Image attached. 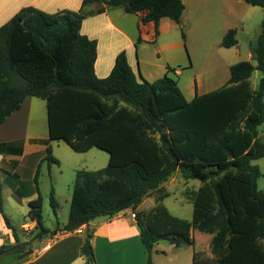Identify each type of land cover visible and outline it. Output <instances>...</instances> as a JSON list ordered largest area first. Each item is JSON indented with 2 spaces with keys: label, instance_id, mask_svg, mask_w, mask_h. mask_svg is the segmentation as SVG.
<instances>
[{
  "label": "trees",
  "instance_id": "16d2710c",
  "mask_svg": "<svg viewBox=\"0 0 264 264\" xmlns=\"http://www.w3.org/2000/svg\"><path fill=\"white\" fill-rule=\"evenodd\" d=\"M244 1L264 8V0ZM97 3L103 6L87 10ZM119 7L143 14L142 24H154L155 38L163 18L179 24L185 11L182 0H83L79 11L47 14L24 8L0 27V124L26 99L39 98L46 101L49 126L42 161L60 164L52 141H64L78 153L98 148L109 154L106 167L76 172L69 221L63 227H45L40 194L29 202L27 218L38 233L25 242L5 213L0 180V214L16 241L0 246V259H27L36 241L131 210L148 252L147 264H154L151 254L161 241L176 247L194 244L193 230L213 236L212 253L221 264H264V191L258 188L262 171L254 163L264 158L259 137L264 122V22L254 48L257 64L232 65L225 86L189 101L169 74L154 83L139 80L124 52L107 78L96 75L98 43L81 33L83 20ZM182 39L186 47L184 31ZM237 44L236 30H230L222 46ZM257 70L262 77L254 89L250 79ZM23 153V141L0 143L2 155ZM12 164L17 167L18 162ZM179 171L186 180L202 184L188 193L191 221L174 216L164 204L170 194L163 185ZM154 192L160 193L154 208L139 212ZM16 194L23 197L18 190ZM50 205L57 218L54 188ZM92 238L88 230L81 248L84 264L96 263Z\"/></svg>",
  "mask_w": 264,
  "mask_h": 264
},
{
  "label": "crops",
  "instance_id": "0c3cea01",
  "mask_svg": "<svg viewBox=\"0 0 264 264\" xmlns=\"http://www.w3.org/2000/svg\"><path fill=\"white\" fill-rule=\"evenodd\" d=\"M182 1L185 5V11L181 22L178 24L169 18H163L160 21V34L157 38H155V26L153 23L142 24L143 14H128L121 7L106 9L101 14L86 17L82 23L81 33L90 39L96 40L98 43V57L95 62L96 75L99 78H107L115 66L117 57L124 52L127 55L130 67L139 80L143 78L150 83H154L166 74L170 76L171 73H174L176 76H182L185 71H181V69L189 70L192 65L186 52L183 50L184 53H180V49L184 48V42L177 41V34H180V31H184L187 42L191 31H202L214 39V44H216L217 50L221 53L222 67L227 70V75L216 74L210 76L207 73H194L189 94L191 96L190 100L197 94L204 95L225 86L230 78L231 66L237 63L235 60L241 58V51L238 49L240 45L239 34L249 29L255 14L260 9L264 10V8L251 6L244 0ZM82 3L83 0H0V27L7 24L24 8L32 7L47 14H55L63 11H79ZM87 10H90V8H87ZM262 23L259 25L260 29L255 41L250 45L249 58L252 61L255 60L254 48L261 34ZM233 29L236 30L238 44L231 48H224L222 46L223 38ZM140 38L142 41L138 43ZM252 64L256 65L257 63ZM168 68L173 71L168 72ZM33 98L26 99L19 111L13 113L6 122L0 124V143L24 142V154L20 157L0 154L1 168L5 164L9 166L13 161H17V166L19 167L28 156L37 155L38 152L34 148L29 151L31 145L39 147L41 152L46 154V145L42 141L48 140L49 136L34 135V126L31 119L34 106ZM259 137L264 142V122L259 127ZM31 141L35 143L32 144ZM92 150L93 148L90 151ZM43 159L44 156L40 161ZM105 162H109V157L107 160L105 159ZM256 163L262 171V177L258 180V188L264 191V158L257 160ZM17 171L15 172L17 173ZM177 176L178 174L176 173L172 180H178ZM181 177H183L182 174ZM184 181V193L186 194L189 192L190 182L185 178ZM163 186L170 194L169 182L167 181ZM15 189H13L12 197L22 204L38 198V193H34L30 197H19ZM166 200L167 198L164 200V204ZM68 202L71 207L72 196ZM147 203L148 206L146 207ZM155 205L156 195H150L144 199L138 211L149 212ZM165 206L168 208L166 204ZM169 211L172 213L171 210ZM131 214V210H126L113 217H99L75 232L57 234L41 241H36L33 244V254L29 258L20 260L15 255L5 256L0 259V264H84L86 258L82 256L81 248L86 240L88 230L93 232L92 245L95 264H147L148 252L141 239V229L136 218H132ZM172 214L191 221L193 206L191 218L181 217L175 213ZM25 219H28L27 216H25ZM68 221L64 219L62 224L58 222V225L63 227ZM28 225L35 236L38 233L36 223L30 221ZM15 227L18 230H24V223H22L20 229L17 226ZM198 233L201 232L192 231L194 239V244L192 245L186 244L176 247L166 241L157 243L151 254L153 263L221 264L215 260L212 253L213 236L202 233L207 236L205 239L201 237L202 239L199 240L197 237ZM33 237L30 233L20 235V239L23 242L29 241ZM15 244L16 241L12 230L6 226L3 216L0 214V246H13Z\"/></svg>",
  "mask_w": 264,
  "mask_h": 264
},
{
  "label": "rangeland",
  "instance_id": "374dc122",
  "mask_svg": "<svg viewBox=\"0 0 264 264\" xmlns=\"http://www.w3.org/2000/svg\"><path fill=\"white\" fill-rule=\"evenodd\" d=\"M94 6V7H93ZM90 6L89 11H97L103 5L97 3ZM264 21V10L260 9L254 16V20L249 25V29L239 34L238 40L240 45L238 49L241 51V58H238L237 63L241 61H249L256 64V60L252 61L249 58L250 45L259 32V25ZM177 41L181 42L182 32L177 34ZM184 42V41H183ZM213 42V43H212ZM214 39L204 32L191 31L189 38L184 45L183 49H180V53L183 54L184 51L187 54L188 59L192 65L189 70L181 69L185 71L182 76H176L171 73L170 76L178 81V85L182 90L186 99L190 100V91L192 88V75L207 73L210 76L216 74H221L222 76L227 75V70L223 69V64H221L220 52L214 44ZM184 50V51H183ZM179 53V54H180ZM178 68V67H177ZM262 77L260 71H255L250 83L253 88H256ZM34 106L31 113L32 124L34 126V135L36 136H49V126H48V112L46 102L39 98H33ZM34 144V141H31ZM38 143V142H37ZM51 147L53 150V155L60 160V165L51 164L48 162H41L40 159L45 157V152H41L39 147L30 146L29 151L34 150L38 152L37 155L28 156L24 162L17 168L14 164L10 163L9 166L5 164L3 166V171L0 173V180L3 185L4 191V210L8 217L12 220L13 224L19 229L22 223H24V230H18L19 235L28 234L33 237L34 233L30 229L28 223L29 219H25L29 209L28 204H22L12 197L13 189L20 191L23 197H30L34 193H38L43 199V217L44 224L46 228L54 230L58 222L62 224L64 219L68 221L70 201L73 191V185L76 180L77 170H99L107 166L108 162L105 159L109 157V154L98 148H93L92 151L86 153H78L74 151L66 142L64 141H52ZM24 154V153H23ZM39 162V164H37ZM255 164L256 161H255ZM16 170L17 173L15 172ZM38 173V183H35V175ZM16 173V174H15ZM178 180H172L170 178L169 191L170 196L166 200V205L172 213L178 214L181 217L191 218L192 215V200L188 193L197 191L201 182L199 180H189V192L184 193V178L181 177V172H177ZM52 188H54L56 199L59 203V215L56 216L53 213L52 207L50 205V195ZM165 190H167L164 187ZM158 196L159 192H154L151 195ZM12 197V198H11ZM148 206V203L146 207ZM27 230V231H26ZM198 239L206 238L207 235L198 233ZM205 237H203V236ZM202 237V238H201Z\"/></svg>",
  "mask_w": 264,
  "mask_h": 264
},
{
  "label": "built area",
  "instance_id": "2783aa9c",
  "mask_svg": "<svg viewBox=\"0 0 264 264\" xmlns=\"http://www.w3.org/2000/svg\"><path fill=\"white\" fill-rule=\"evenodd\" d=\"M131 217L136 218V212H132Z\"/></svg>",
  "mask_w": 264,
  "mask_h": 264
}]
</instances>
